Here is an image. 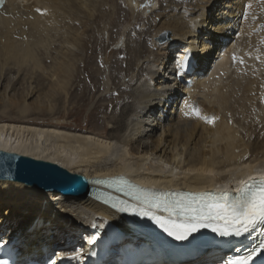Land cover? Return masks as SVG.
<instances>
[{"label":"bare ground","instance_id":"obj_1","mask_svg":"<svg viewBox=\"0 0 264 264\" xmlns=\"http://www.w3.org/2000/svg\"><path fill=\"white\" fill-rule=\"evenodd\" d=\"M109 1H113L112 12L103 10ZM116 1L7 0L0 12V114L6 113L8 108L18 119L0 118V151L56 164L85 180L126 175L141 185L189 191L212 188L224 181L226 186L233 183L236 187L253 174L264 175V165H260L264 162V132L246 139L235 125L239 123L245 129L254 130V123L264 118V0H230L233 2L224 5L226 10L222 17L210 15L206 18V23L214 25L210 29L213 34H209L208 28L202 31V35L216 46L223 34L238 31L237 36H230V42L234 41V44L229 45L227 41L225 55L223 49L226 46L215 54L213 60L209 53L211 46L197 47L203 53L192 52L197 46H194L196 38L201 36L198 29L201 24L197 23L199 18L193 20V17L202 14V4L215 0H197L190 11L183 9L188 14L186 19L175 18L171 14L182 12L173 4L183 5L188 0H156L157 4L155 0H123L128 8L124 11L117 7ZM152 10L157 13L154 19L151 14H146ZM75 11L78 14L88 11L87 19L82 21ZM96 12H103L99 24L94 23ZM156 17L160 19L159 25L155 22ZM132 18L137 22L144 21L145 25L136 43L131 42L129 34H126L122 47L109 49L120 26L122 28ZM200 21L203 23L204 18ZM78 22L83 28L81 33L75 27ZM104 22L108 23L106 39L100 29ZM59 27L67 28L63 37L65 46L61 47V55L54 62L57 67L47 79L50 87H45V83L34 86L31 79L15 77L13 80L10 76L12 68L7 67L20 68L26 63L31 64L38 50L48 49L50 44L47 45L44 39L53 38ZM257 29L260 33L254 34ZM87 31L92 36H87ZM162 31H170V37L177 39L178 43L154 42L153 37ZM147 42L150 47L145 48ZM152 42L156 47L154 50L151 49ZM93 43L96 44L92 48ZM106 43L108 47L103 52L100 47ZM73 47L90 52L99 48L97 58L104 61L101 67L114 68L118 74V82L113 80L112 92L109 93L113 99L86 117L94 129L72 126L65 121L60 125L45 124L44 121L46 118L49 121L60 120L54 118L59 115L60 99L73 77V66H79L73 61L77 57ZM185 49L193 54V73L180 83L175 76V60L176 57L182 59ZM173 51L176 54L173 61L168 60ZM121 53L126 57L119 58ZM86 63L87 58H83L80 65L85 68ZM227 66L232 73L224 81L220 72L225 73ZM104 72L102 70V74ZM200 73L207 78L200 79ZM88 75L89 80L98 79L92 71ZM125 78L127 82H124ZM187 80L193 81L191 91L185 90L184 82ZM244 80L249 81L246 83ZM233 84L240 87L235 88ZM98 88V82H91L88 89L93 92ZM86 93L87 89L81 100H85ZM187 93L191 100L197 102L201 110L199 117L191 113L189 105L178 111L183 95ZM30 99L33 101L29 105L26 101ZM31 115L42 119L40 122L31 121L28 119ZM203 116H207L206 122ZM208 118L216 120L210 125ZM196 140L195 147L191 148ZM180 156L184 157L183 162ZM167 166L172 169L166 172L164 167ZM174 169L180 172L173 174ZM95 200L89 195L64 197L57 193H42L16 181H0V241L15 240L16 249L24 257L41 258L47 253L62 254L63 249L72 244L77 246L85 233L92 235L94 232L90 231L97 227L103 233L110 230L115 240H125L117 247L128 241L144 244L143 255L150 259L174 247L173 238L122 215L141 230L142 237L114 222L107 224L108 221L104 220L115 221L118 215ZM3 243L1 241L0 244ZM151 247L155 248V255L149 254ZM209 251L180 264L203 262L207 260Z\"/></svg>","mask_w":264,"mask_h":264},{"label":"rangeland","instance_id":"obj_2","mask_svg":"<svg viewBox=\"0 0 264 264\" xmlns=\"http://www.w3.org/2000/svg\"><path fill=\"white\" fill-rule=\"evenodd\" d=\"M145 1L146 0H141V2H145ZM188 1L189 2H187L186 4H183V5H181V4L179 5L178 3H177L178 5L177 4L176 5L173 4L174 7L178 6L177 7L178 11L181 10L182 12H174L173 15L171 14V16H174L175 18H184V19H186V17H188V14L186 12H183V9L185 11H190L191 8L197 4V0H188ZM233 1H235V0H233ZM233 1H230V0H219V1H217V0H215L214 2H212L210 4L205 3V4L201 5L200 12H202V14L199 15V16L195 15L193 17V20H194V18H199V20H197V23L201 24L199 26V28H198L199 32L201 33V36H200V38H198V37L196 38L194 46H196V45L197 46L192 51L193 53H196V51L198 53H203V52H200L199 50H197V47L200 49L203 45L211 46L213 48L209 49V53L211 54V60H213V57H215V54L218 53L222 48H224V46H226L228 44V43L226 44V42L223 43V41L227 40L228 42H230L232 40V39H230V36L232 37V35H234V34L236 35L238 33V31H237V32H234L233 34H229V33L223 34L221 39H220V43H218L217 46L214 43H212V40H206L205 36L202 35V31H205L208 28L210 30V29H212L214 27V25H209L208 23H206V21H205L206 18H208L210 15H212L213 17L214 16H216V17L218 16V18L222 17V12L224 10H226V8H224V5L228 4V3H230V5H231ZM112 2L113 1H111V2L109 1V3H107L108 5L105 4L106 7H104L103 10L107 9V11H111L112 12V7H111ZM122 2H123V0L116 1V3H118L117 7L119 9L123 10V11L125 9L127 10L128 8ZM155 2L157 4L156 0H155ZM221 6L223 8H221ZM107 7H109V9ZM219 9L221 10V12H219ZM229 9H232V8H229ZM75 12H76V14H78L77 13L78 11H75ZM102 14H103V12H102ZM102 14H100L98 12L95 13V18H94L95 19L94 20L95 24H99L101 22V15ZM146 14L147 15L151 14V16L154 19V14H157V13H154V10H152L151 12L147 11ZM174 14H176L177 16H175ZM75 16H77V15H75ZM78 16L77 17L79 19L81 18L82 21H85L87 19V16H88V11L79 12ZM200 18H204V22L203 23H202V21H200ZM155 22H156L157 25H159L160 19H158L156 17L155 18ZM80 24L81 23H79V22L75 24L77 32H79V33H81L82 30H83V28H82V26ZM216 24H219V22L216 23ZM220 24H222V23H220ZM144 26H145L144 25V21H138L137 22L136 19H133V18L130 19L129 21H127L125 24L122 25V28L120 26V28H119L120 30H119L118 36H116V40L113 42V45L109 47V49H117V48L122 47L124 45V43H125V40H126V34H129V38L128 39L131 42L136 43L135 41H136V39H138V35L140 34V31L142 29H144ZM260 26L261 25H259V27ZM65 28L66 27H59L57 32H55L53 38H50V40L49 39H44V41L45 40L47 41V45L50 44L51 46L50 45H49L50 47L47 46L48 49L46 48L45 50L43 48L38 50L37 51L38 54H35V59L33 61H31V64H30V62L26 63L25 65L20 67L21 69L17 68L16 66H14V67L8 66L7 68H9V67L12 68V73H11L10 76L11 77L13 76V80L15 79V77H16V79H19V80L31 79L34 82V86L42 85V84L45 83L44 86L49 88L50 85H49V82H48L47 79L49 77V74H51V72L54 71L55 68L57 67V66L54 65V62L61 55L60 54L61 47L65 46V44L63 43L64 34H66V32H67V30H66L67 28L66 29ZM107 28H108V23H107V25H106L105 22L100 24V29H102V34H103L105 39H106L105 36H107V34H108V33H106L108 31ZM209 34H213V32L210 30ZM86 35L87 36H92L91 32H89V31H87ZM170 36H172V33L170 31H162L161 33H159L155 37H153V41L154 42L158 41L159 43H164V42H170L172 44L178 43L177 39H173L172 40V38ZM51 39L54 40V42H52L53 45H52L51 42H48V41H51ZM92 39L93 38L91 37L90 42L92 41ZM154 42L151 43V44H153V46L151 47L152 50H154L156 48ZM232 42H234V41H232ZM232 42H230L229 45L234 44ZM95 44L96 43H93V45H91L92 48L95 46ZM146 45L147 46L145 48L150 47L149 46L150 45L149 42H147ZM214 46H216V47L214 48ZM107 47H108L107 43L106 44H102V46L100 47V50L102 48L103 52H104V50H106ZM73 49H74L75 52L77 51L76 52L77 53V57L74 58L73 61H74V63L76 65H79V66H73V69H72L73 73H74L73 77L71 78V82L69 83V85H68V87L66 89V93H64L62 98L60 99L59 109L57 111V113H59V115H56V117H54V118H60V120L55 119V120L49 121V120H46V119H48V118H46L44 121H45V124L51 122L52 125H55V124H59L60 125V123L65 121L66 123L71 124L72 126L75 125V126H80L82 128H85V129H94L89 124V122L86 120V117L90 113L96 111L98 106H100V105H108L110 103L111 99H113L112 98L113 95L109 94V93L112 92L111 89H112L113 80L115 79L118 82V77H117L118 74L116 73L114 68H111V69H107L106 68L105 69L104 66L101 67L102 64H104V61H103V58L102 59L101 58H97V56L99 55V51H98L99 48H96L95 49L96 51H93V52H90L89 50H87L85 48L79 49L77 47H73ZM42 50H44V51H42ZM46 50L48 51V53L46 52ZM108 53L109 52L106 53L107 56L109 55ZM36 55L38 56V58H37ZM174 55H176L175 51H173L169 55L168 60L171 59V61H173ZM122 57H126V55L121 53L119 58H122ZM83 58H87V63H86V65H84V66H86L85 68L82 67L83 65H80V63L82 62ZM36 60H37V63H35ZM39 61H40V63H39ZM211 65H212V63H211ZM107 67L109 68V66H107ZM16 69H17V73H16ZM102 70L105 71L103 73L104 75L102 74ZM91 71L94 72L95 74H97L96 77H98V79L94 78L92 80H89V75L88 74ZM127 80L128 79L125 78L124 82H127ZM230 81L231 80H229V82ZM244 81L247 83V81H249V80H244ZM91 82H94V83L98 82V86H99V88L94 90L93 92H91V89H93V88L88 89V88H90ZM154 86H155V84H154ZM233 87L239 88L240 86H237V85L233 84ZM85 89H87V93H86V95L84 97L85 100H81L80 97L82 96V94H83ZM238 91H240V90H238ZM1 93H2V90H1ZM108 97H111V98H108ZM102 98L105 99V100H102ZM34 99H35V97L33 98V100ZM31 100L32 99L26 101V103L30 105V103H32V101H33V100L32 101ZM0 105H1V103H0ZM4 105L7 106L8 103H5ZM3 111L5 112L6 110H3ZM7 113H9L10 115L9 114L7 115ZM113 113H111L110 117L113 116ZM1 117H5V118H9V119H11L13 117L12 118L13 120L18 119V116H16L15 113L13 114V112H9L8 108H7L6 113H4L3 115L0 114V118ZM28 119L31 120V121L35 120V121L40 122V120L42 118L39 117V116H36V115H31V117H29ZM254 124H255L254 125V130H248L247 128L245 129L244 126L239 125V123H235L236 127L238 128V130L242 133V136L245 137L246 139L249 138V137H251V139H252L253 137L259 136V135L262 134V132H264V118L261 119L260 121H256ZM160 132L161 131L157 132L156 138L160 135ZM196 142H197V140L195 142H193V144L191 145V148L195 147L194 145L196 144ZM262 151L263 150L261 149L260 152H262ZM180 158H181V162H183L184 161V157L180 156ZM146 164H148V161L146 162ZM260 165L263 166L264 162H262ZM170 167L171 166L164 167L165 171L166 170L170 171V169H172V167L171 168ZM175 171L178 172V173L180 172L179 169L178 170L174 169L173 170V174L176 173ZM0 181H3V180H0ZM37 191H39V190H37ZM40 192L46 193V192H43V191H40ZM115 213L118 215V218L115 221L112 220V219H108V220L106 219V220H104V222L108 221L107 224H109L110 222H114L115 225H117V226H119V227H121L123 229L129 230V231H131L134 234H139V236L142 237L141 230H139L136 227L132 226L128 221H126L117 212H115Z\"/></svg>","mask_w":264,"mask_h":264},{"label":"snow or ice","instance_id":"obj_3","mask_svg":"<svg viewBox=\"0 0 264 264\" xmlns=\"http://www.w3.org/2000/svg\"><path fill=\"white\" fill-rule=\"evenodd\" d=\"M137 198L168 213L167 218L155 214H152L151 218L177 240L186 239L200 227H211L213 232L222 237H239L255 228L257 224H264V178L259 181L242 182L233 198L226 194L211 196L206 193L163 202L152 200L147 195ZM141 214L147 216L149 212L143 211ZM172 217L182 219L174 220ZM261 246H264V241L261 242ZM247 260L248 257H244L233 264H247Z\"/></svg>","mask_w":264,"mask_h":264},{"label":"water","instance_id":"obj_4","mask_svg":"<svg viewBox=\"0 0 264 264\" xmlns=\"http://www.w3.org/2000/svg\"><path fill=\"white\" fill-rule=\"evenodd\" d=\"M0 180L16 181L37 190L80 197L87 192L86 180L56 164L0 151Z\"/></svg>","mask_w":264,"mask_h":264}]
</instances>
